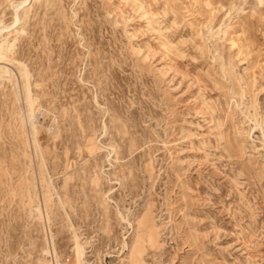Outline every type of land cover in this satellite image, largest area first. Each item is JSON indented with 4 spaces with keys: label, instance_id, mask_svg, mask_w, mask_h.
Wrapping results in <instances>:
<instances>
[{
    "label": "rangeland",
    "instance_id": "1",
    "mask_svg": "<svg viewBox=\"0 0 264 264\" xmlns=\"http://www.w3.org/2000/svg\"><path fill=\"white\" fill-rule=\"evenodd\" d=\"M25 1L0 264H264V0Z\"/></svg>",
    "mask_w": 264,
    "mask_h": 264
},
{
    "label": "bare ground",
    "instance_id": "2",
    "mask_svg": "<svg viewBox=\"0 0 264 264\" xmlns=\"http://www.w3.org/2000/svg\"><path fill=\"white\" fill-rule=\"evenodd\" d=\"M29 0H26L25 2H23V4L24 3H26V2H28ZM20 21V18H19V16L17 17V21L16 22H19ZM0 32H1V29H0ZM1 48H2V46H1ZM79 251V250H78Z\"/></svg>",
    "mask_w": 264,
    "mask_h": 264
}]
</instances>
